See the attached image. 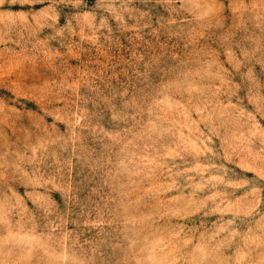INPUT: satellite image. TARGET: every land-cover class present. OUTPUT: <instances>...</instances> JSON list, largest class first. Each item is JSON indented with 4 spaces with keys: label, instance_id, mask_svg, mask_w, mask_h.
<instances>
[{
    "label": "rangeland",
    "instance_id": "rangeland-1",
    "mask_svg": "<svg viewBox=\"0 0 264 264\" xmlns=\"http://www.w3.org/2000/svg\"><path fill=\"white\" fill-rule=\"evenodd\" d=\"M0 264H264V0H0Z\"/></svg>",
    "mask_w": 264,
    "mask_h": 264
}]
</instances>
